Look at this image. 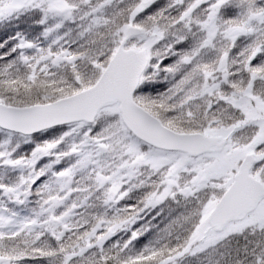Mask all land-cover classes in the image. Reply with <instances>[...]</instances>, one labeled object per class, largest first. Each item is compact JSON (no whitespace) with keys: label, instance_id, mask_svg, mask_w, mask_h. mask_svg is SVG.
I'll return each mask as SVG.
<instances>
[{"label":"snow or ice","instance_id":"6c2138e0","mask_svg":"<svg viewBox=\"0 0 264 264\" xmlns=\"http://www.w3.org/2000/svg\"><path fill=\"white\" fill-rule=\"evenodd\" d=\"M0 264H264V0H0Z\"/></svg>","mask_w":264,"mask_h":264}]
</instances>
